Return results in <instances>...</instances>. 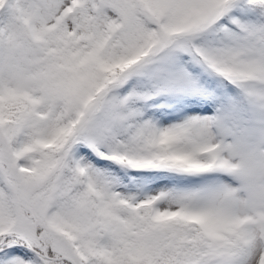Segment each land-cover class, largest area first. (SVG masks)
I'll list each match as a JSON object with an SVG mask.
<instances>
[{
  "label": "snow or ice",
  "instance_id": "1",
  "mask_svg": "<svg viewBox=\"0 0 264 264\" xmlns=\"http://www.w3.org/2000/svg\"><path fill=\"white\" fill-rule=\"evenodd\" d=\"M0 264H264V0H0Z\"/></svg>",
  "mask_w": 264,
  "mask_h": 264
}]
</instances>
